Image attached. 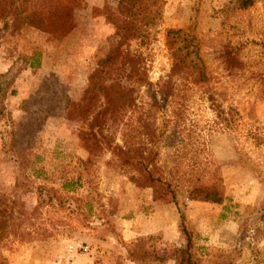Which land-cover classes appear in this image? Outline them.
I'll list each match as a JSON object with an SVG mask.
<instances>
[{
	"label": "rangeland",
	"instance_id": "obj_1",
	"mask_svg": "<svg viewBox=\"0 0 264 264\" xmlns=\"http://www.w3.org/2000/svg\"><path fill=\"white\" fill-rule=\"evenodd\" d=\"M164 1L162 21L126 46L142 59L150 86L131 85L135 108L103 131L107 143L125 146L129 135L135 147L157 154L152 189L137 188L107 149L87 171L79 166L86 158L77 137L82 125L64 116L67 102L86 96L92 72L114 47L115 28L104 11L114 0H84L64 38L0 18V193L15 197L26 213L37 204L39 186L60 197L38 220L54 235L1 241L0 264H134L126 245L142 241L149 254L168 256L185 245L183 230L191 234L200 264H264V0H210L211 6L204 0ZM192 5L191 13L181 10ZM187 52L193 53L186 61ZM226 53L236 64L226 65ZM175 58L184 65L171 78L175 97L165 100L157 84L169 80ZM186 69L197 83L187 84ZM44 98L52 107L38 105ZM103 104L100 98L98 106ZM47 108L52 112L32 144H15L20 152L29 148L27 165L8 149L13 124L25 121L26 112L43 116ZM142 124L152 127V139L140 131ZM207 165L219 169L221 204L188 195L186 178ZM170 219L168 234L134 237L127 231L153 230ZM73 244L88 251H70Z\"/></svg>",
	"mask_w": 264,
	"mask_h": 264
},
{
	"label": "trees",
	"instance_id": "obj_2",
	"mask_svg": "<svg viewBox=\"0 0 264 264\" xmlns=\"http://www.w3.org/2000/svg\"><path fill=\"white\" fill-rule=\"evenodd\" d=\"M242 4L245 7L250 2L243 1ZM83 5L84 0H0V18L5 19L6 23L8 21L21 23L43 34L64 38L74 28V11ZM164 7V0H114V4L113 2L104 4L107 20L115 28L114 47L92 72L86 96L82 100L67 102L64 109V116L68 121L79 122L82 125L77 137L86 158L79 159V166L87 171L94 163V158L107 149L130 172L129 180L140 189H152L158 180V167L155 164L157 154L144 146L135 147V144L130 142L129 135H126L124 140L125 146L107 143L103 131L108 126L117 124L124 112L135 108L134 89L131 85L147 88L150 86L142 59L133 55L126 46L132 41L143 39L148 26L162 21ZM171 33L173 31H168V34ZM192 53H186V61ZM224 62L230 67L236 64L237 60L231 53H226ZM183 65L181 60L175 58L168 76L169 80L158 82L157 89L165 100L175 97L176 90L172 86L171 78L182 72ZM187 71L185 79L187 84L197 83L196 80L191 81V72L189 69ZM91 93L96 96L92 104ZM100 98L104 101L102 106H98ZM38 105L52 107L53 103L50 99L44 98ZM47 109L43 116H40L41 111L26 112L28 118L25 121L13 124L11 135L14 142L8 149L20 156L21 160L25 159L27 165L30 161L29 148L27 152L25 148L20 152L16 145L32 144L36 132L52 112L51 108ZM86 124L89 130L83 128ZM140 131L150 139L154 137L152 127L147 124H142ZM212 169L207 165V168L197 171L189 179L186 178L190 198L213 204H221L224 201L225 193L219 169L218 167ZM84 173L79 177H84ZM198 173L199 175L195 177ZM88 179L90 189L100 202L101 196L95 192L90 178ZM37 193V204L30 213L21 210V205L15 197L0 193V242L13 238L26 243L46 240L54 235V228H47L45 223H39L38 220L41 218L42 209L47 205L53 206V199L60 197L57 196V190L45 185L37 187ZM44 196L46 199H43ZM87 202L94 206L92 200L89 199ZM99 202L98 205L101 204ZM183 233L186 234L185 245L172 248L168 256H153L146 251L142 241H136L125 246L127 259L134 264H167L169 260L173 261V264H200L193 256L191 234L187 230H183Z\"/></svg>",
	"mask_w": 264,
	"mask_h": 264
},
{
	"label": "crops",
	"instance_id": "obj_3",
	"mask_svg": "<svg viewBox=\"0 0 264 264\" xmlns=\"http://www.w3.org/2000/svg\"><path fill=\"white\" fill-rule=\"evenodd\" d=\"M180 1L182 3L185 2V4H186V0H180ZM204 1H205V4H208L210 6L213 5L212 1H210V0H204ZM188 3H190V2L188 1ZM199 3H202V2H198L197 4H199ZM215 3H216V1H215ZM192 8H194L193 5L192 6H185L184 9H181V10H184V11H186L188 13L189 12L191 13L192 12ZM178 9H180V8H178ZM168 10H169V8L167 9V11ZM157 202L158 201H155L154 205H158L159 202L158 203ZM151 210H153V208H151ZM172 220L173 219H170V221L168 220V221H166V223L164 222L162 224H158L156 227L153 228V230H127V231L129 232L130 235H135L134 237H136V236H144V235H149V234L150 235L151 234L160 235V233L161 234H164V233L168 234L170 232L169 230L173 229V221ZM164 225H165V227L163 228Z\"/></svg>",
	"mask_w": 264,
	"mask_h": 264
},
{
	"label": "built area",
	"instance_id": "obj_4",
	"mask_svg": "<svg viewBox=\"0 0 264 264\" xmlns=\"http://www.w3.org/2000/svg\"><path fill=\"white\" fill-rule=\"evenodd\" d=\"M70 251H76V250H80L82 251L83 253H86L88 251V248L87 247H83L82 245L80 244H73L70 246Z\"/></svg>",
	"mask_w": 264,
	"mask_h": 264
}]
</instances>
